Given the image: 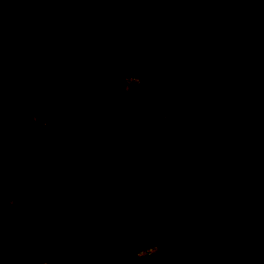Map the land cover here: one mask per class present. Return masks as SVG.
<instances>
[{"label": "trees", "instance_id": "1", "mask_svg": "<svg viewBox=\"0 0 264 264\" xmlns=\"http://www.w3.org/2000/svg\"><path fill=\"white\" fill-rule=\"evenodd\" d=\"M225 1L230 0H0V76L29 91L72 99L91 126L117 201L111 264H264V215L258 226L240 225L228 201L232 194L238 204L248 202L264 177V0L234 2V47L213 37L160 50L115 45L155 8L177 7L186 29L195 33L208 20L206 12ZM169 25L155 15L149 29L162 40ZM58 57L78 62L57 74ZM127 76L138 78L131 88ZM161 129L185 138L200 133L206 144L222 148L216 174L201 189L143 197L157 173ZM245 137L252 141L246 153L226 148ZM185 138L171 149L168 165ZM68 180L82 195L66 214L67 229L53 237L24 213L0 208L1 224L16 233L0 250V264H79L88 210L66 136L49 124L0 115V189L10 186L18 199L46 205ZM186 213L198 233L178 236L173 224ZM222 227L234 229L233 244L219 238ZM31 238L38 242L34 249ZM150 245L151 254L137 257Z\"/></svg>", "mask_w": 264, "mask_h": 264}, {"label": "rangeland", "instance_id": "2", "mask_svg": "<svg viewBox=\"0 0 264 264\" xmlns=\"http://www.w3.org/2000/svg\"><path fill=\"white\" fill-rule=\"evenodd\" d=\"M235 1L222 2L216 8L207 11L208 20L203 28L195 33H190L186 29L182 20L183 13L177 7L168 4L164 9L155 8L132 31L119 35L115 40V45L122 48L160 50L180 45L185 46L203 37H213L223 41L226 47H234L235 42L229 34V28L232 21L230 14ZM155 15L167 18L170 23L167 35L162 40H157L149 29L150 19ZM7 37L9 38V36ZM77 62L78 60L75 59L58 57L57 74ZM124 80L127 88H131L134 83L138 82V78L133 76H127ZM183 137L185 138L180 133H174L168 129H161L157 132L159 151L154 157L157 173L144 191V198L180 196L186 191L201 189L216 174V156L222 148L206 144L203 135L200 133L186 136L184 139L186 143L179 150V155L173 163L168 165L171 149L177 147L178 142ZM226 148L244 154L252 148L251 137L232 140ZM238 168L241 172L247 173L244 164L240 163ZM15 194V189L10 186L0 189V208L2 211L6 214L24 213L40 231L53 237L56 233L67 229L70 223L66 214L76 205L82 195V190L75 182L68 180L57 198L46 205H37L29 200H20ZM228 201L238 224L258 226L260 218L264 215V177L252 188L248 202L238 204L236 197L232 194L229 195ZM173 229L178 236L198 233V227L193 221L191 213L183 214L173 224ZM216 233L221 240L234 243L235 231L233 228L222 227L217 229ZM15 236L16 233L12 226L5 227L0 222V250L7 244H12ZM30 243L31 249H34L38 242L31 238ZM154 250L155 246L150 245L139 249L136 255L143 258ZM34 264H45V262Z\"/></svg>", "mask_w": 264, "mask_h": 264}, {"label": "water", "instance_id": "3", "mask_svg": "<svg viewBox=\"0 0 264 264\" xmlns=\"http://www.w3.org/2000/svg\"><path fill=\"white\" fill-rule=\"evenodd\" d=\"M0 115L29 125L49 124L66 136L88 193L79 264H111L118 214L115 189L83 110L72 99L29 91L0 76Z\"/></svg>", "mask_w": 264, "mask_h": 264}]
</instances>
